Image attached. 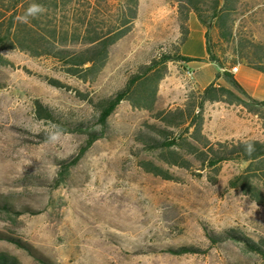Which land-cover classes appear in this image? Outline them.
<instances>
[{
  "label": "rangeland",
  "instance_id": "1",
  "mask_svg": "<svg viewBox=\"0 0 264 264\" xmlns=\"http://www.w3.org/2000/svg\"><path fill=\"white\" fill-rule=\"evenodd\" d=\"M79 1H93L94 11L106 15L100 32L117 20L121 0ZM236 4L230 21L237 43L221 40L215 25L204 26L193 12L185 23L189 32L194 21L206 27L208 44L228 68L244 60L242 53L264 62V0ZM178 5V0H139L131 30L111 46L93 80L69 74L50 56L0 50L9 61L0 62V198L20 211L0 209V253L21 264H264L243 241L212 243L205 231L207 226L216 233L264 238V206L228 185L248 162L225 160L218 171L205 167L198 156L203 141L191 134L195 127L177 125L178 117L173 124L164 120L165 113L184 107L191 92L203 90L192 64L180 58L185 40ZM185 49L199 50L198 41ZM162 53L172 58L154 109L122 100L105 135L80 155L87 141L80 129L101 130L102 101ZM211 62L209 76L220 67ZM230 76L220 69L212 83L261 109ZM38 102L53 115L38 111ZM203 117L201 135L211 142L264 138V117L242 104L207 101ZM172 139L171 148L161 144ZM75 157L77 162L63 169ZM181 246L199 251L168 250Z\"/></svg>",
  "mask_w": 264,
  "mask_h": 264
},
{
  "label": "trees",
  "instance_id": "2",
  "mask_svg": "<svg viewBox=\"0 0 264 264\" xmlns=\"http://www.w3.org/2000/svg\"><path fill=\"white\" fill-rule=\"evenodd\" d=\"M179 14L182 19L183 39L189 34L185 23L190 12L195 13L198 20L204 26L215 25L219 32V38L227 43H237L233 22L230 16L233 9L237 8V0H178ZM40 4L45 8L37 18L29 17L27 23L17 18L25 14L31 4ZM139 0H121L119 15L107 31L100 32L106 27L105 17L94 11L93 1L79 0H0V50L4 48H19L31 55H46L58 59L65 70L83 80L95 79L106 65L110 48L120 38L126 35L132 28L137 16ZM208 59L216 61L220 67L226 66L212 51L208 44ZM172 56L162 53L160 57L142 66L140 71L130 76L125 86L118 90L112 97L102 101L98 116L101 130L80 129L87 133V141L80 151L82 155L93 142L105 135V129L109 116L114 112L122 100H128L133 107L153 110L157 101L158 85L167 72V61ZM180 58L190 60L181 55ZM242 58L252 67L264 73V62L242 53ZM0 62L6 64L9 61L0 53ZM230 81L239 90L242 86L230 76ZM54 84H62L55 81ZM227 101L244 105L249 111L261 114L264 117V101H256L261 109L256 108L244 97L235 95L234 92L223 86L211 83L201 91L191 92L184 107L164 114V120L174 123L175 118L181 121L177 123L194 126L191 133L203 141L201 157L205 167L219 169V164L225 160L246 161L248 164L239 173L234 175L228 185L240 189L258 205L264 206V140L244 139L232 141L211 142L201 135L203 113L207 101ZM38 111L51 117L52 111L37 103ZM80 127H84L83 124ZM250 143L254 147L251 153L245 150V144ZM167 148L175 146V140L161 141ZM203 154V155H202ZM202 155V156H201ZM79 157L64 163V168L77 162ZM159 174L155 169L150 170ZM0 209L5 211L20 212L8 198H0ZM205 231L212 243H217L225 238H233L244 242L245 246L259 255L264 261V238L254 241L248 237L240 236L233 230L224 233H216L205 226ZM174 253L197 252L198 248L181 246L177 249H168ZM0 264H21L20 261L6 253H0ZM45 264H51L45 262Z\"/></svg>",
  "mask_w": 264,
  "mask_h": 264
},
{
  "label": "crops",
  "instance_id": "3",
  "mask_svg": "<svg viewBox=\"0 0 264 264\" xmlns=\"http://www.w3.org/2000/svg\"><path fill=\"white\" fill-rule=\"evenodd\" d=\"M206 32V27H204L200 22L194 21V23L190 26V32L183 43L182 55L190 59L188 60V63L192 64V67L195 69V73L198 74L199 85L204 89L214 81L215 73L220 69H224L231 72L232 77L242 86L244 92L249 97L257 101H264V73L250 66L244 60L239 63L238 70L236 72H232L231 67H219L217 69L215 68L214 72L210 76L207 74V69H209V66L213 63L208 59L209 53ZM191 40L198 41L199 50L194 52L185 49V46ZM215 84L218 85L217 83ZM262 140H264V138Z\"/></svg>",
  "mask_w": 264,
  "mask_h": 264
},
{
  "label": "clouds",
  "instance_id": "4",
  "mask_svg": "<svg viewBox=\"0 0 264 264\" xmlns=\"http://www.w3.org/2000/svg\"><path fill=\"white\" fill-rule=\"evenodd\" d=\"M45 11V8L40 5V4H31L29 7L26 9L25 14L23 16L18 17L17 19L20 20L21 22L27 23L29 21V17L32 18H37L39 14H42ZM56 137L54 136L53 139ZM245 150L249 153L254 151V147L250 143L245 144Z\"/></svg>",
  "mask_w": 264,
  "mask_h": 264
},
{
  "label": "built area",
  "instance_id": "5",
  "mask_svg": "<svg viewBox=\"0 0 264 264\" xmlns=\"http://www.w3.org/2000/svg\"><path fill=\"white\" fill-rule=\"evenodd\" d=\"M238 66H239V65H233V66L231 67V71H232V72H236V71L238 70ZM186 74H188V75L190 76V78H193V76H194V71H193L192 69L188 68L187 71H186Z\"/></svg>",
  "mask_w": 264,
  "mask_h": 264
},
{
  "label": "bare ground",
  "instance_id": "6",
  "mask_svg": "<svg viewBox=\"0 0 264 264\" xmlns=\"http://www.w3.org/2000/svg\"><path fill=\"white\" fill-rule=\"evenodd\" d=\"M188 75V74H187ZM189 76V75H188ZM190 77V76H189Z\"/></svg>",
  "mask_w": 264,
  "mask_h": 264
}]
</instances>
